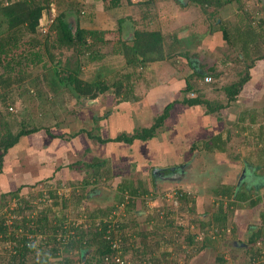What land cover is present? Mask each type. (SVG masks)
<instances>
[{
	"label": "rangeland",
	"instance_id": "rangeland-1",
	"mask_svg": "<svg viewBox=\"0 0 264 264\" xmlns=\"http://www.w3.org/2000/svg\"><path fill=\"white\" fill-rule=\"evenodd\" d=\"M8 1L0 0V3ZM148 2H150V5H136L130 4L128 0H121L120 5L113 6L111 0H77L74 6H69L64 0H53L50 12L44 14L49 18H54L60 13H65L66 22L73 28L80 24L85 28L114 31L115 35L109 37L114 42L121 36L117 32L119 28L118 22L121 19L125 20L123 23L125 32L123 35L127 39L132 38L134 28H136L134 24L136 23L137 27L140 26L139 29L162 31L167 41L174 34H177L181 36L183 42L178 47L180 52L184 53L188 50V57L194 64L198 61L199 67L202 63L204 65L206 63L205 67L213 66L215 62H219L220 58L229 53V48L221 39L222 35L220 32L208 34L209 31L207 32V30L209 29L210 21L205 20L201 9L192 0H149ZM244 2L252 14L251 18L256 20L255 23L258 25L260 20L264 19V0H244ZM46 15L43 16V19L46 18ZM232 19L237 20L235 17H232ZM193 32L198 37L189 40L190 45H186L185 41L188 40L186 39V34H194ZM200 33H206L205 35L208 39L206 43L203 42L205 35L203 39L199 38ZM30 37L32 36L27 35V38ZM38 37L41 41L46 38L44 34L39 35V33ZM216 37H218L217 40ZM110 48L112 46L109 45L108 48H103L102 52H108ZM211 48L213 49L210 50ZM53 52H55L53 55L57 60H50L48 54L43 58V60H47L46 62L49 66L47 69L49 70L56 65L57 61H61L60 65L64 66L68 63L67 61H70V57L74 55L72 50H64L62 53L53 50ZM188 57L181 55L174 58L178 67L182 69V77L185 75L191 76L196 67H198L190 66ZM109 58H115V56ZM71 59L73 60L74 58ZM115 59L117 61L119 58ZM118 61L113 65H106V60L100 63H91L84 68L83 78L86 80L95 78L97 71L101 70L105 74L107 81L119 79L124 73L125 65L122 57ZM166 62L167 65L163 63L150 65V68L143 73L146 79L136 82L134 92L139 100H142L140 98H144V95L149 94V86L166 82L169 76L167 71L175 69V67L172 68L171 66L176 65L173 58ZM160 65L161 69L159 70ZM108 66H113L116 69L108 68ZM154 66L158 69L155 70ZM185 66L186 69H184ZM221 66L223 65L218 64V67ZM255 67V69L251 70L253 83L251 81L247 84L248 87L251 85L250 90L246 94L242 92L238 101L230 109L221 111L220 114L206 116V109L203 106L190 107L179 103L184 96L189 97V95L179 92L177 95L179 96L177 99L179 101L175 108L181 111L182 117L179 116V120L171 121L166 127L161 128L157 132L155 139L151 141L136 140L133 144L124 142L100 144L96 139L88 137L90 131H93L94 136L103 138L115 137L121 132L127 135L131 134L135 130L141 129V127H148L154 123L156 107L152 105L153 103L147 105L148 101L146 99L142 100L143 102L141 101L142 103L140 102V104L134 102L125 105L127 107L124 105L120 106L127 115L135 117L138 121L137 123L129 116V122H133L135 126L131 127L132 124L130 123L127 126L126 115H123V112H121L119 119L115 117V115L118 117L117 114L112 113L117 107V101L113 99V92L104 94L96 100L78 101V99L71 97L70 93H62L57 96L51 92L47 83L53 77L52 71L46 70L41 64L29 66L27 68L30 73L28 80L16 89L14 88L13 96L8 100L7 107H12V110L10 109L11 113L17 114L18 118L21 116L23 119L27 118L28 114L30 116L34 115L38 119L35 122L38 126L52 125L51 128L56 131L59 128H56L54 124L58 122L61 126L60 129H67L70 136L81 129H86L88 131L87 134L77 138V141L83 140L79 147L82 153H77L76 157L70 153L68 158L64 160L67 162L80 160L81 163L78 167L83 171L89 170V172H86L88 177L95 174V169L88 167L89 164L104 163L106 170H110L112 178L106 183L84 185L80 181H70L67 182L68 184L63 183L64 185L62 184L59 187L56 184L55 188L57 189H54L59 191H57L59 193L57 198L61 199L60 202H65L67 207L65 209L62 208V202L55 205L56 197L46 198L48 200L46 203L45 199L37 198L39 192L49 195L47 192L53 189L50 187L53 184L52 182H44L35 186V184L22 183V177L10 178L8 186L7 184L3 185V188L7 187L8 191L4 190L5 192L2 193L17 191L21 183L24 186L22 191L19 192V199L9 195L7 198L3 197L2 200L0 194V220L5 218L10 226L16 220L21 223L20 216L22 214L18 216L19 212H15V209L19 207V201H22L23 205L20 207L22 208L21 211H24V215L28 216L30 212L34 211V217L38 218L39 213L43 210L53 207L54 214L49 215V220L53 221L55 216H60L64 211L65 215H68V223H77L83 220L81 216L83 212L78 213L80 211L79 208L81 211H87L88 213L102 208L115 217V227H111L114 230L111 233V236H114L113 238L118 235L120 226L124 225L128 227L129 231L140 233L136 240L137 244L141 246L145 238L144 234L147 233L150 235L148 236V241L154 250L157 249L156 245L158 243L161 245V248L157 249L159 252L166 250V248L170 249L168 264H215L218 261V257H223L224 264H253L252 260L255 253L259 249H264V238L258 239L255 243H250L249 241L251 236L257 233L259 229H264V223L262 222L264 200L255 208H251L248 203L242 204L238 202L235 208L232 209V213H229L227 229H220L216 224H207L212 221L216 214H219L221 204L220 200H218L220 199L219 197L213 194L208 197H205V195L211 192L208 190H214L218 183L223 181L236 186L241 179L246 180V174L243 176L245 166H243L242 160L244 159L241 158L238 165H236L231 163L236 160L231 159L227 153L209 155L206 152L193 150L192 139L199 135L194 134L197 132L188 131L190 132L188 133L183 127L186 125V127H195L197 129V126L200 127L198 125L200 122L198 121H202L200 124H204L206 127L203 136H200L202 139L206 138L209 133L230 131L232 132V141L229 147L232 146V149L236 148L237 152L240 150V152L245 151V153L249 154L251 152L250 147L248 145H240L245 141L237 136L236 122L242 112L250 109H256L257 115L260 116L264 113V81H261L264 77V61L257 63ZM241 68V63L235 65L233 69H223L221 67L219 71L223 69L224 74L218 79L214 78L216 81L209 82V84L212 82L214 84L203 86L205 98L211 101H223L226 96L225 86L238 80L239 75L236 70ZM152 69L154 75H150ZM253 71L258 74H253ZM144 81H151V83L148 82V86V84L143 83ZM191 82L200 84L195 78H192ZM155 89L154 93L149 94V96H157V92L167 89V86ZM253 92L255 94L251 96ZM177 96L170 101L169 99H164V101L160 102L166 107ZM254 98L260 100H256V102L251 100ZM133 111H135V114H133ZM203 116L207 117L206 122L203 120ZM94 117L100 120H96ZM182 120L183 124L181 123L178 126ZM263 122L264 120L262 119L260 124ZM125 127L128 130L124 129ZM172 127L177 129L170 131ZM59 132H62V130L57 131V133ZM252 141L254 143V140ZM251 148L255 151L253 147ZM17 155L23 156L24 153L18 152ZM20 158L18 159L20 160ZM257 158L255 153L247 157L249 162L256 161ZM219 159H222L221 163L220 161L217 162ZM162 166L164 168L167 167V169L162 171ZM184 166L186 170L189 169L186 177L184 175L185 178L182 177L179 181L167 179L168 176L166 175L170 173L171 168H176V170L171 172L170 176L182 171V169L184 170ZM103 169L104 167L102 166ZM155 169L162 171L164 173L163 176L166 177L161 178V175H158L159 172ZM21 172L22 170L20 169ZM257 173L262 176L264 175V170H258ZM175 177L179 178L177 175ZM123 181H128L135 187L144 186L151 192V197L147 199L137 198L134 208H128L129 197L123 204H120V196L124 194H121L119 187H121ZM260 190L262 191V189ZM181 191L190 192L189 194L195 197L200 196L197 207L193 211L189 210L191 205L184 204L185 202H181L180 198H178L179 194L177 192ZM82 192L86 194V197L83 196ZM260 192L251 194L255 198ZM126 196H130V194ZM24 200L33 206L32 211L29 209L24 210ZM230 201L223 202L225 206H228ZM169 222H172V225H168ZM201 223L206 225L202 226ZM189 237H193L192 244L188 241ZM206 239L209 244L206 248H202ZM238 242L245 243L246 246H239L236 244ZM10 251V245L0 241V264L7 263V255L10 254ZM94 253L95 249L93 248L87 251L83 256V261L91 260L95 255Z\"/></svg>",
	"mask_w": 264,
	"mask_h": 264
},
{
	"label": "trees",
	"instance_id": "trees-1",
	"mask_svg": "<svg viewBox=\"0 0 264 264\" xmlns=\"http://www.w3.org/2000/svg\"><path fill=\"white\" fill-rule=\"evenodd\" d=\"M64 1L69 6H74L77 3V0ZM148 1L133 2L128 0L130 4L136 5H150ZM52 2L53 0H9L6 3H0V173L3 172L9 155L11 156L12 152L17 150L20 144H23L30 136L43 131L55 138L70 136L67 129H60L61 126L58 122L54 126L59 128V131L62 130L59 133H57L58 130L51 128L52 125L38 126L35 123L37 118L34 115L28 114L25 119L21 116L18 118L17 114L11 113L12 107H7L8 100L13 96L14 88L16 89L28 80L30 73L27 68L29 66L41 64L46 70L52 71L53 77L47 83L51 92L57 96L62 93H70L71 97L82 101L96 100L104 94L113 92V99L117 101L116 108L122 110L120 106L137 102L138 97L134 92L136 82L142 79L144 71L150 64L168 61L181 55L189 56L188 50L184 53L180 52L178 47L183 42L181 36L177 34H174L167 41L162 31L139 29L140 26L137 27L136 23L132 38H125L123 35L125 20L123 19L118 22L117 32L121 36L115 42L109 39L110 36L115 35L114 31L85 28L80 24L73 28L66 22L65 13H60L54 18H49L44 14L50 12ZM111 2L113 6H118L121 0H111ZM192 2L201 9L205 20L210 21L208 34L220 32L221 39L229 48V53L222 57V68L233 69L235 65L240 63L242 65L240 70H236L239 75L238 80L229 83V85L225 84V99L223 101H211L205 98L203 86L211 85L213 82L211 84L206 83L204 82L205 78L211 77L212 81L218 79L224 74L223 69L219 71L215 66L206 68V63L205 65L202 63L199 67L198 61L194 64L188 57L190 66H198L191 77L197 79L200 84L186 82L183 94L189 95V97L184 96L180 102L190 107L203 106L206 109V115L212 116L230 109L238 101L242 91L253 79L251 70L259 61L264 60V19H261L256 25V20L251 18L252 14L247 9L244 0H192ZM44 15H46L45 19H43ZM232 17L237 18V20H231ZM42 20L44 21L42 22ZM45 29L46 32H44ZM38 33L39 35L44 34L46 38L41 41ZM200 34L199 38H202L206 33ZM27 35L32 37L27 38ZM196 37L198 35L195 33L186 34V39H188L185 41L186 45H190L189 40ZM109 45L112 46L110 51L103 53L102 49L108 48ZM53 50L60 51V53L64 50H72L74 55L64 66L60 65L61 61H57L56 65L49 70L47 69L49 67L47 60L45 61L43 58L48 54L50 60H57L53 55L55 53ZM108 56L123 57L125 70L121 78L107 81L101 70L97 71L95 78L88 80L83 78L86 66L91 63H100ZM37 81L39 82V80ZM192 93L195 94L194 97H191ZM251 100L256 102L260 99ZM177 103L178 101L169 103L163 112L154 119L151 126L135 130L131 134L127 135L121 132L115 137L103 138L94 136L93 131H90L88 137L96 139L100 144L111 142L133 144L136 140L151 141L157 137V132L161 128L169 124L171 111ZM122 112L124 113L123 110ZM263 117L264 113L260 116L257 115L256 109H250L242 112L236 122L237 136L245 141L240 145H248L251 149L249 154L245 151L240 152V150L237 152L236 148L229 147L232 141V132L230 131H222L212 137L201 138V141L192 145V149L209 153V155L227 153L231 159L236 160V163L241 158L248 160L247 157L255 153L258 157L254 161L258 165L257 168L264 170V122L260 124L261 120H264ZM87 132L86 129H81L72 137H78L87 134ZM80 163V160L76 161L77 165ZM102 166L104 167L103 170ZM88 167L94 168L95 174L89 175L91 178L86 175L89 170L85 171L80 181L84 185L106 183L112 178L110 170H106L104 163L89 164ZM40 183H35V186ZM56 184L50 187L54 189ZM23 186L20 184L15 192L2 193V200L3 197L7 198L9 195L19 199V192L22 191ZM53 189L48 190L47 194L49 195L39 192L37 198L45 199L46 203L48 201L46 198L56 197L55 205L60 204L62 201L60 202L61 199L57 198L59 191H55L57 188ZM119 190L121 194H124L120 196V204H123L129 197L128 208H134L137 198L147 199L151 197V192L147 188L141 185L135 187L128 181H123ZM82 193L86 197V194ZM189 193L186 191L177 192L181 202L184 201V204L191 205L189 210L193 211L197 207V198ZM127 194L130 196L125 197ZM212 194L220 198L221 206L219 214H216L212 221L207 224H216L220 229H227L229 213H232L237 202L248 203L251 208H255L264 200L262 196L252 199L249 194L239 192L236 200L233 201V197L236 195V187L226 182L219 183L212 190ZM227 200L231 201L228 206H225L223 201ZM24 203V210L32 211L33 206L25 200ZM61 204L63 209L67 208L65 202ZM22 205V201H19V207L15 209L16 213L19 212L18 216L22 214L20 216L21 223L16 220L10 226L5 218L0 220V241L9 244L11 247L10 254L7 255V263L3 264H120L117 259L124 261V264L169 263L170 249L166 248V250L159 252L161 245L158 243L156 245L158 250H154L148 241L150 235L147 233L144 234L145 238L141 246L137 244L136 240L140 233L129 231L128 227L124 225L120 226L118 235L113 238L111 233L114 230L111 227H115V217L102 208L93 210L92 213L81 211L79 208L78 213L83 212L81 213L83 220L77 223H68V215H65L63 211L60 216H55L53 223L54 220H49V215L54 214L53 207L43 210L37 218L34 217V211L30 212L28 216L24 215V211H21L22 208L20 207ZM262 222L264 223V213ZM201 224L202 226L206 225L205 223ZM168 225H172V222H169ZM261 238H264V229H259L249 241L255 243ZM188 241L192 244L193 237H189ZM208 244L209 241L206 239L202 248H206ZM92 248L95 249L93 258L89 261H83L84 254ZM223 262V257H218L215 264H222Z\"/></svg>",
	"mask_w": 264,
	"mask_h": 264
},
{
	"label": "crops",
	"instance_id": "crops-1",
	"mask_svg": "<svg viewBox=\"0 0 264 264\" xmlns=\"http://www.w3.org/2000/svg\"><path fill=\"white\" fill-rule=\"evenodd\" d=\"M217 38L218 37H216V40H217ZM202 39H203V37H202ZM207 40H208L207 36H205L204 39H203V42L206 43ZM212 49L213 48H211L210 50H212ZM109 57H111V56H109ZM109 57H107L105 59L106 60V62H105L106 65H108V64H112V65L116 64L117 61L120 60V58H121V56H116L115 58L118 57L119 59H117V61H115L116 60L115 58H109ZM220 59L221 60H219V62H215L213 64V66H210V67L212 68V67L215 66L216 68H218L220 70V68L222 66L218 67V64L221 65L222 64V60H223L222 58H220ZM173 61L175 62V59H173ZM262 61H264V60H262ZM259 62H261V61H259ZM123 63H124V61H123ZM157 63L158 64L163 63L164 65H167L166 61H164V62H155V63H152L150 65H155ZM175 63H176V65H172L171 66L172 68L175 67V69H170V71H167L169 76L166 79L165 83H157V84L149 86V84H148L149 81L148 82H145V81L143 82L145 84H148V86H149V90H148L149 92L148 93L150 95L154 93V91L156 90L155 88H159V87H162V86H164V88H165V86H167V89L160 90L159 93L157 92V94H156L157 96H155V97L154 96H149V94H146V95H144V98L143 97L140 98L142 100L146 99V101H148L147 105L153 103L152 105H154L156 107L155 114H154V119L160 113H162L164 108H165L162 105V102H160V101H164V99H169V101H170L175 96H177L179 94V92H183V89L186 86V82L189 81L190 83H192L191 82L192 77L189 76V75H185L184 77H182V75H181L182 69L178 67L177 62H175ZM108 68L116 69L113 66L112 67L108 66ZM149 68L150 67H148L147 69H149ZM255 68L256 67H254L253 69H255ZM157 69L158 68H156L155 70H157ZM160 69H161V65H160L159 70ZM184 69H186V66H185ZM255 73L258 74L257 72L253 71V74H255ZM150 75H154L153 69H152V71H150ZM144 79H146V78H144V76H142V79H139V80H144ZM261 81L262 82L264 81V77H263V79ZM149 83H151V81ZM251 83H253V81ZM249 86L250 87L246 86L244 91H242L244 94H246V92H248V90H250L251 85H249ZM254 94L255 93L253 92L251 96H253ZM178 97L179 96H177L175 98L176 101H179V100H177ZM142 100L138 99V101L135 102V103L140 104V102ZM175 100L171 101V102H176ZM171 102H169V103H171ZM179 103H181V102H179ZM114 110H113L114 112L112 111V113L117 114L118 117L116 115H115V117L117 119H119L121 117L122 110L121 111H117V108L114 109ZM180 112H181L180 110H177L174 107L173 110L171 111V114H170V118H169L170 122L171 121L175 122V121L179 120L178 119L179 116L182 117L181 116L182 113L180 114ZM124 114L127 115L125 112L123 113V115ZM133 114H135V111H133ZM129 116L132 117L133 120L138 123V121L136 120L135 117H133L131 115H127V116H125L126 125L127 126H128V123H130L129 122L130 121L129 120ZM206 116H208V115H206ZM206 118L207 117L203 116V120L204 121L207 120ZM198 122L202 123V121H198ZM181 123L183 124V120L179 122L178 126H180ZM200 123L198 124V125H200V127L197 126L198 127L197 129L195 127L194 128L193 127H191V128L190 127H186V125L183 127L185 130H187V132L188 131L197 132V133H194V134L195 135H199V136L195 137L194 139H192L193 140L192 145L194 144V141H195V143H197L198 141H201V137L200 136H203L204 129L206 128L204 126V124L202 125ZM130 124H132L131 127L135 126L133 124V122L130 123ZM172 128L170 129V131L177 129V128H174V127H172ZM124 129L128 130V128H126V127ZM129 131H131V130H129ZM218 132H220V131H218ZM218 132L216 131V132H214V134L209 133V135L206 136V137H212L215 134H217ZM188 133H190V132H188ZM78 137L65 136L64 138H55V137H52L51 135H48L46 132H44V133L40 132V133H38V134H36L34 136H30L27 140H25L23 142V144H20V146L17 148V150L12 152L11 156L9 155V158H8L6 164L3 167V172L0 173V186H1L0 194H2V192L8 191L7 187L3 188V185L7 184V186H8L10 178H21L22 177V179H23L22 183L26 182L27 184H35V183H38V182H41L40 184H42L45 181H48V182H52L53 184L57 183L58 187L61 186L63 183H67V182H70V181H72V182L73 181H77V182L81 181L85 171H83L81 168L78 167V165L76 164V161L75 162H67L66 160H64V159L68 158V154H70V153L74 157H76L78 155L77 153H79V154L82 153L81 149H79V147H80L81 142L83 140L80 139V140L77 141ZM111 143H113V142H111ZM18 152H23L24 155L23 156H19V155H17ZM19 157H21L20 160L18 159ZM62 160H63V162H62ZM218 161H220V163H221L222 159L217 160V162ZM231 163L232 164L234 163V164L238 165L239 161L237 163L236 162H231ZM20 169L22 170L21 173H20ZM12 175H13V177H12ZM19 186H20V184H19ZM208 191L209 192L211 191V192L209 194L205 195V197H208V196L212 195V190H208ZM196 198H197V202H198V199L200 198V196H198V197L196 196Z\"/></svg>",
	"mask_w": 264,
	"mask_h": 264
},
{
	"label": "flooded vegetation",
	"instance_id": "flooded-vegetation-1",
	"mask_svg": "<svg viewBox=\"0 0 264 264\" xmlns=\"http://www.w3.org/2000/svg\"><path fill=\"white\" fill-rule=\"evenodd\" d=\"M206 68H208V67H206ZM242 161H243L242 162L243 166H245V169L243 171V176H245L244 174H246L247 178H246V180L241 179L239 181V183L236 184V186H235L236 187V195L233 197L234 201L236 200L237 193H239V192L240 193H245L247 195L249 194L252 197V199L259 198L260 196H262V198H263L264 197V175L261 176L260 174L257 173V171L259 169L257 168L258 165L254 161L253 162H249L248 160H242ZM165 169H167V167L164 168L162 166V171L165 170ZM188 170L183 171L182 177H184V175L186 177ZM190 173H191V170H190ZM163 174L164 173H158V175H161L160 176L161 178L167 176V175L163 176ZM168 175H171V172ZM178 179L181 180V178H178ZM242 188H245V189H242ZM260 189H262L263 193H262V191ZM259 192H260V194H258L255 198L251 194V193H259ZM242 204H244V203H242ZM243 244H245V243H243Z\"/></svg>",
	"mask_w": 264,
	"mask_h": 264
},
{
	"label": "built area",
	"instance_id": "built-area-1",
	"mask_svg": "<svg viewBox=\"0 0 264 264\" xmlns=\"http://www.w3.org/2000/svg\"><path fill=\"white\" fill-rule=\"evenodd\" d=\"M133 2H140V1H143V0H132ZM47 29V28H46ZM44 30V32H46L47 30ZM212 81V78L211 77H206L205 78V82L206 83H209ZM195 94L192 93L191 94V97H194ZM12 110V109H11ZM117 262L120 263V264H124L123 262L124 261H121L120 259H117ZM253 264H260V263H264V249L260 250L258 252L255 253L254 257H253V260H252Z\"/></svg>",
	"mask_w": 264,
	"mask_h": 264
},
{
	"label": "water",
	"instance_id": "water-1",
	"mask_svg": "<svg viewBox=\"0 0 264 264\" xmlns=\"http://www.w3.org/2000/svg\"><path fill=\"white\" fill-rule=\"evenodd\" d=\"M156 170V169H155ZM176 170V168H171L170 169V172H173V171H175ZM157 172H159V173H162V171H158V170H156ZM183 171H186V169H185V166H184V170L182 169V171H179V172H177L176 174H174V175H172V176H170V175H167L168 177H167V179H169V180H171V181H179L180 179H178V178H176L175 176L177 175V176H179V178H182V173H183ZM181 172V173H180ZM236 244H238L239 246L241 245V246H243V247H245L246 245L245 244H243V243H240V242H238V243H236Z\"/></svg>",
	"mask_w": 264,
	"mask_h": 264
}]
</instances>
